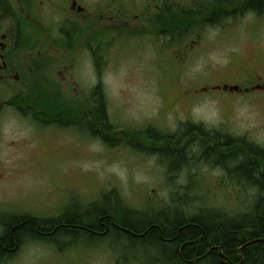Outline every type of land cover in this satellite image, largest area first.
<instances>
[{
    "label": "rangeland",
    "instance_id": "obj_1",
    "mask_svg": "<svg viewBox=\"0 0 264 264\" xmlns=\"http://www.w3.org/2000/svg\"><path fill=\"white\" fill-rule=\"evenodd\" d=\"M84 1L113 15L121 9L116 20L128 28H106L101 71L84 51L72 65L73 53L51 50L63 46L26 36L40 51L39 68L26 71L29 86L16 90L37 101H28L27 115L0 110V229L16 216L48 221L71 212L85 219L112 206L117 217L136 215L140 224L162 222L161 214L216 221L249 214L257 191L234 157L264 159V90L234 89L264 80V26L256 24L252 35L242 20L228 30L212 27L199 19L195 0ZM163 3L166 20L152 11ZM0 4L7 9V0ZM99 237L25 239L0 264H165L154 263L152 250L148 256L150 240L143 246L126 236L116 243L110 234Z\"/></svg>",
    "mask_w": 264,
    "mask_h": 264
},
{
    "label": "flooded vegetation",
    "instance_id": "obj_2",
    "mask_svg": "<svg viewBox=\"0 0 264 264\" xmlns=\"http://www.w3.org/2000/svg\"><path fill=\"white\" fill-rule=\"evenodd\" d=\"M7 3L8 5L5 7L7 9L5 10L0 4V110L13 106L18 112L24 115L28 114L29 109H33V106L28 101H37V99L30 97L28 95L29 93L24 92L25 90L18 91L16 88L24 89L26 85L29 86L28 79H24L26 77V71L32 73L34 69L39 68L37 56L40 55L38 49L25 44L26 36H38L42 39L52 40L57 45L63 46L61 48L53 47L51 50L57 53L60 52L62 56H68L65 54V51L73 53L70 57V64L72 65L75 62V58H78V55L84 51V54H87L85 56L89 57L94 71H101V62L103 61H101L103 58L102 52L104 51L103 39L106 28L112 26L128 28L126 21L116 20L121 9H118L116 14L113 15L112 11L108 12L104 9V6L98 5V1H95L94 5L89 6L84 0H49L48 3L50 5L45 8L42 5H35L36 3H40L37 0H7ZM116 4L121 5L119 2ZM194 8L199 15V19L202 17L201 19L204 22H207L208 25L215 28L223 26L228 30L230 28L228 27L229 23H232L235 19L236 21L242 20L243 22L246 21L247 24L249 23L248 27H244V29L252 35L258 30L255 26L256 24L264 26V0H195ZM168 10L169 6L164 3L162 7L157 5L155 9H152V11L161 14L165 20L166 18L169 19ZM202 11L203 14H201ZM44 14H51V17L54 19L53 23L47 22L44 19ZM135 16L136 18L139 17V15ZM120 24H124V26ZM252 26H255L256 29H248ZM223 30L224 33L225 29ZM225 34L224 36H226ZM60 42L61 44H58ZM75 44L76 47L74 46ZM35 51L36 54L34 56ZM69 67L71 65H66L65 69L68 71L70 69ZM58 74L61 76L63 82H68L66 80L67 73L59 71ZM258 79L262 84H255L247 89L237 86L238 88L234 90L247 92L254 87L264 90V80H261L260 76H258ZM258 163L259 171L264 175V168L261 169L262 166L264 167V159ZM97 210L90 211L96 212L92 217L93 219L100 214L97 213ZM178 210L180 209L174 211ZM86 216L87 214L85 213V218ZM183 216L180 222L171 223V217H166L161 214V225L156 223L143 224L146 227L143 231L132 233L127 232V228L114 223L111 219L109 225L102 224V231L100 229H88L89 234L77 232L67 240L68 242H73V239L79 237L90 238L93 235L102 236L99 237V239H102L110 233V236L114 239L113 242L116 243V237L126 236L127 234L130 236H126L128 241H137L136 245L142 244L145 246L146 240L155 243L148 249L149 257L153 252L155 253V255L151 256V259L155 261L154 263L241 264L238 261L235 262L232 260L219 245L212 244L207 240L203 249L201 248L196 255L191 257L185 256L182 252V246L200 243L205 235L203 231L194 240L183 242L179 250H176L175 241L179 230L187 227H195L196 225V222L188 221L187 216L184 214ZM208 217L206 216V218ZM100 220H102V217L99 218ZM154 225L158 228L157 237H154L152 231L150 232V229ZM22 242L14 251L21 246ZM119 246L118 244L117 247ZM214 249L215 253L212 254L211 252ZM4 257L5 255L0 256V260ZM122 258L125 259L126 257ZM146 260L148 261L149 259L146 257ZM149 262L151 261L149 260ZM118 263L122 264L124 261L119 259L117 260Z\"/></svg>",
    "mask_w": 264,
    "mask_h": 264
},
{
    "label": "trees",
    "instance_id": "obj_3",
    "mask_svg": "<svg viewBox=\"0 0 264 264\" xmlns=\"http://www.w3.org/2000/svg\"><path fill=\"white\" fill-rule=\"evenodd\" d=\"M223 142H226V140ZM207 147V149H212L215 152L217 150L214 147ZM250 151L253 156L258 155L261 159L262 155L258 148L250 146ZM218 154L221 155L220 153ZM234 158L235 160H240L235 166L236 171L242 175V179L248 186L257 191L251 212L236 218V220L224 219L216 221V215L205 218L204 220L198 218V216L187 217L188 221H194L196 225L195 227H187L179 230L175 241V248L179 250L183 242L194 240L203 231L205 235L200 243L182 246V252L185 256L191 257L196 255L201 248L203 249L207 240L212 244L219 245L235 262L238 261L241 264H264V195H262L264 194V175L259 171L258 162H247L248 160L245 161L241 155H238V157L235 156ZM111 208L110 211L106 208L97 210V213L100 214L94 219L89 216L82 219L76 216L75 213L68 212H65L55 220L48 221H40L36 218H29L26 215L17 216L9 223H5L3 229L0 230V256L12 254L17 246L25 239L43 240L50 244H56L60 239L65 242L67 238L77 232L89 234L88 229H100L102 231V224L109 225L111 219L114 223L127 228L126 231L129 233L143 231L146 228L143 224L156 223L161 225L159 220L148 219L140 224L141 220L137 219L135 217L136 215H132V218L125 216L117 217V210L114 206ZM176 214H180V212ZM137 216L141 217L142 215L137 214ZM100 217H102V220L99 221ZM183 217L182 213L178 216H173L171 217V223H178ZM151 231L154 237H157L158 228L155 225L150 229ZM126 236L128 235L126 234ZM211 253H215V249Z\"/></svg>",
    "mask_w": 264,
    "mask_h": 264
}]
</instances>
